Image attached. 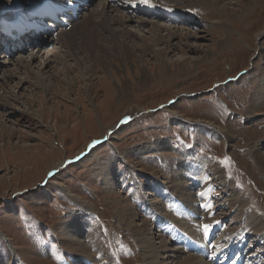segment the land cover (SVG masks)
Wrapping results in <instances>:
<instances>
[{"label": "rangeland", "instance_id": "374dc122", "mask_svg": "<svg viewBox=\"0 0 264 264\" xmlns=\"http://www.w3.org/2000/svg\"><path fill=\"white\" fill-rule=\"evenodd\" d=\"M7 1L0 0V25L36 3ZM246 1L181 11L196 24L114 1L148 25L119 27L134 33L124 35L129 61L107 43L104 65L81 52L86 77L57 36L26 41L16 54L0 36V63L7 60L0 65V104L9 101L7 110L0 105V264H148L132 225L146 220L156 245L160 235L181 249L167 228L171 197L182 199L179 192L191 187L197 194L200 180L211 189L212 218L223 225L219 243L229 231L245 234L248 264H264V171L253 153L264 143V0ZM102 2L80 7L75 22ZM151 24L162 27L155 32L164 43L155 44ZM169 30L178 37L168 40ZM131 107L141 110L123 122ZM95 140L102 142L90 146ZM202 164L209 171L203 177ZM126 202L138 213L131 225L117 214ZM248 213L256 217L250 228L258 220V229L248 228ZM162 254L161 261L173 260L171 251Z\"/></svg>", "mask_w": 264, "mask_h": 264}, {"label": "bare ground", "instance_id": "6f19581e", "mask_svg": "<svg viewBox=\"0 0 264 264\" xmlns=\"http://www.w3.org/2000/svg\"><path fill=\"white\" fill-rule=\"evenodd\" d=\"M5 1H7V0H5ZM114 1H116V2L117 1L127 2L128 4H130L132 2L133 4H137V7H144L145 8L144 12L147 13L148 15L151 14L152 11H155L156 13H158V16H162V17L164 16V14H160V13H167V14L174 13L176 15L170 14L171 16L168 15L167 17L168 18L172 17L173 19L176 18V19H180V20H182V17H183V18H185V21H184L185 24L189 23L190 21L192 23L196 24L195 20H197V19L194 17H190V16L187 17V15L184 14V12L183 13L181 12L182 10L192 9V7H195V6L200 7V5L205 4L206 6L213 7V8L210 7L211 10L215 8L216 10L219 11V8H218L219 0H217V2H215L213 0H149V3H146V5L143 2V0H103V2H102L103 7L101 10L93 9V11L88 16H86L85 14L81 15L84 17H83V19L81 17L82 20L78 23L75 22V21H77L76 20L77 18L76 19L74 18L71 20L70 17L72 15H68L69 16L68 17L69 24L65 27L66 29L64 27L60 28V32L56 35L57 37L55 36L56 37L55 39L58 40V42L62 45V47H65L66 50H68L67 54L69 53V55L73 59L76 60V64L78 65V67L81 70L80 74H82L83 77H86L84 75L85 72L84 73L82 72V69H84V66L82 65L83 63L82 64L80 63L82 61H80V58L78 57V55L79 56L81 55L80 54L81 52L83 54L86 53V57H87V55H90L95 62L102 63L104 65L105 61L108 59L109 55L111 54V52L109 51L108 47L105 44V43H107V44L111 45L112 51L113 50L119 51L121 53V55L123 54L124 60L129 61L132 59L133 53L131 52L129 44L126 41L124 35L127 34L128 36H131V35H134V33L130 32V30H128V29H127V31H124L125 33H123V31L119 27H124V25H126L128 22L134 23V24L139 25V26L148 25L146 22V19H144L143 16H139V17L134 18L133 16H131V14L127 15L126 13H123L124 11L122 8L115 7L114 5H112V3ZM138 1H141L143 4L139 3ZM244 1H246V0H244ZM247 2L248 1H246V3ZM7 3H8V1L6 2V4ZM19 4L20 3H17V5H19ZM79 4L83 8L86 7L83 0H36V3H34V5L31 7V10H29L28 12H25V9H24V11H22L20 14L13 17L11 20L7 19L6 22L1 23V25H0V30H1L0 36L2 37L3 42L6 43V45L8 47L7 52L8 53L12 52V54H13L14 51L12 50V48H15L17 50V49L21 48L22 45L25 44L24 42L34 40V38L28 37L29 38L28 39L27 37H22L20 39H12V38L7 39L4 36L3 30L10 31L11 27L14 26L15 22L20 23V25L24 28L29 27L30 25H32V23L30 22L31 15L32 14L35 15L36 12H39V10L42 12H47L48 8L52 7V8H54V11H60L61 10V11L67 12L68 14H71V11H69V10L74 9L75 6L79 5ZM188 7H190V8H188ZM243 10L245 11L246 8H244ZM174 11H176V12H174ZM186 20H188V21L190 20V21L188 22ZM200 20L201 19H199V21ZM73 22H75V24H73L71 26L73 28L71 30H67L69 28V26L71 25V23H73ZM200 22H202V21H200ZM3 25H5V26H3ZM115 25L118 26V28H116ZM151 25L153 26V32L155 35V37H154L155 44L160 45V44L164 43L165 36L160 35L159 33L155 32L156 30L160 31L162 29V27L159 25H156V24H151ZM74 26H75V28H74ZM167 33H168L167 34L168 40H173V38L178 37L176 35V33L173 31L169 30ZM263 33H259V34H262V35H260V36H262L261 37L262 39L264 38ZM37 37H38V35L35 38H37ZM38 40H40V43L44 42V40L42 38H39ZM34 43H36L35 40H34L33 44ZM21 49H23V47ZM150 49H151V47L147 44L146 46H144L142 48V52L145 53L147 50H150ZM260 50L264 51V44H262V43H260ZM97 51H99V53ZM100 52H102V53H100ZM14 54H16V53H14ZM69 55H66V57ZM35 56L36 55H33V58ZM57 56H58V59L61 60V62H65L67 60L65 58V54L61 55V53H60ZM123 58H121V59H123ZM3 62L6 63L7 60H3L0 63V65H2ZM19 63H21V64L25 63V67L27 65L26 60H24L22 58L19 59ZM9 73L13 75L14 72H9ZM45 89L47 91L48 86ZM2 102L4 103V105L3 104H0V105L1 106L3 105V107H5L4 109L7 110V104L9 103V101H7L8 102L7 104L4 102V100ZM252 107H253V105H252ZM140 110L141 109H139L138 107L137 108L131 107L129 109V111H127L123 114H125V116L127 117V115H130V116H131V114L135 115ZM248 116L251 120L255 119L254 116L252 115V113H249ZM129 117H127V118H129ZM127 118H125V119H127ZM125 119H123V120H125ZM108 129H110V128H108ZM226 138L228 140H230L229 137H226ZM261 138L262 137L260 135L258 137V140H261ZM257 145H256L255 149H253L254 150L253 153H254L255 158H256L255 160H257L259 162V164L261 165L260 167H262L261 169H263V171H264V143L260 142V144H257ZM2 146H4L3 149L6 150V144H4ZM61 165H62V162H58L56 164V167H53L54 170H56ZM206 166L207 165L202 164V168L199 170V172H200L199 175L202 177H203L204 172L208 171ZM196 167L198 168V166H193L192 168L195 170ZM193 169L190 168L189 171L193 172L194 171ZM217 173H218V174H216L217 178L220 177V178L224 179L223 182L226 184V187L227 186L229 187L230 185L227 183V181H225L224 176H222V174L218 171H217ZM178 175H179V173H178ZM204 176H205V174H204ZM200 181H201V186L198 188V190H199L198 192H200V193H198V192H197V194L193 193L194 191L192 192V187H191V188H184L183 190H181V192H179L180 193L179 196L183 197L182 199L171 197L170 206L175 207V209L170 214L171 215L170 216L171 222H169L167 228H168V230L171 229L170 230L171 234L176 236L175 237L176 243L178 242L179 244H181L180 245L181 249L175 248L173 246H172L173 248L170 247L171 244L168 241V239L166 240L164 237L162 238L160 235H158V237L160 239V241L158 242L159 245H156L155 237L157 234L153 230L152 227L150 228L148 226L149 223L146 220H144V223H142V225H132V229L134 231V234L143 247L144 256L146 257V262L148 264H205V260L209 259L208 257H206L207 256L206 254H207V252H211V251H208V248L210 247V245H212L210 250H214L213 253L210 255L221 253L224 250L226 245L227 246H230V245L237 246L240 250H242V248H244L245 244L241 240H239L238 234L234 235L235 231H229V233H228L229 237L223 243L222 242L219 243L218 238L215 239L214 233H216L217 230H221L222 225L216 219L212 218V216H211L212 213L214 212V209H211L210 203L207 200L209 193H211V191H210L211 189L208 186L209 184L207 183L206 180L205 181L200 180ZM178 183H179L178 181L173 180V184H172L173 185L172 187L174 188L173 190H178L177 189ZM195 183H196V181H195ZM197 183H198V181H197ZM195 187H196V184L194 185L193 188H195ZM160 191H162V190H160ZM174 193H172V195H174ZM172 195H170V196H172ZM178 203H179V205H178ZM130 206L131 205L126 202V204H124L122 207L118 208V210H117V214L120 217V219H122L123 221H126V222L129 221V225H131L130 222H132V219H135V217L138 216L137 212H132ZM200 218L202 220H204L205 224H201V225L197 224L196 220L200 219ZM254 218H256L255 214L254 215L249 214L246 217L245 222L247 224H249L248 225L249 229H258L259 228V223H257L258 222L257 219H256L257 222H254V224H256V225L252 226L250 228V225H252L251 223H253ZM204 225H208L207 231H205ZM240 232L242 233V231H240ZM257 234L258 233H256V235ZM185 236H189V239L191 241L196 242L199 246L197 248H191L190 246L185 244L183 242ZM262 241L264 243V240H262ZM74 242L78 246V250H82V249L85 250L86 249V247H85L86 245H84L83 242L75 241V240H74ZM169 251H171L173 253V256H174L173 260H172V258H171L172 261L169 258H167V259L164 258L161 261L160 257H161V255H163L162 252H169ZM246 256H247V254H246ZM210 262L213 263L211 260H210ZM210 262H208V263L211 264Z\"/></svg>", "mask_w": 264, "mask_h": 264}, {"label": "snow or ice", "instance_id": "6c2138e0", "mask_svg": "<svg viewBox=\"0 0 264 264\" xmlns=\"http://www.w3.org/2000/svg\"><path fill=\"white\" fill-rule=\"evenodd\" d=\"M143 2L144 3H149V0H143ZM204 229H205V231H207L208 230V225H204Z\"/></svg>", "mask_w": 264, "mask_h": 264}, {"label": "water", "instance_id": "95a60500", "mask_svg": "<svg viewBox=\"0 0 264 264\" xmlns=\"http://www.w3.org/2000/svg\"><path fill=\"white\" fill-rule=\"evenodd\" d=\"M93 144V143H92ZM92 144H90V146H92ZM70 161L68 160V161H65V163L64 164H67V163H69ZM55 172V171H54ZM54 172H51V174L52 173H54Z\"/></svg>", "mask_w": 264, "mask_h": 264}]
</instances>
